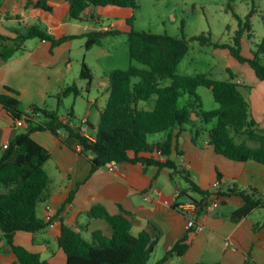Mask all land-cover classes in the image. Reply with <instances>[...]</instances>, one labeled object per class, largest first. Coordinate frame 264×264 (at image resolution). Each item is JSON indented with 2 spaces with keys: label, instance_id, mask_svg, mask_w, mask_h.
I'll list each match as a JSON object with an SVG mask.
<instances>
[{
  "label": "crops",
  "instance_id": "crops-1",
  "mask_svg": "<svg viewBox=\"0 0 264 264\" xmlns=\"http://www.w3.org/2000/svg\"><path fill=\"white\" fill-rule=\"evenodd\" d=\"M29 1L39 0H0V48L3 43L14 44L19 34L34 24L46 29L54 38L64 35L79 37L56 47H52L50 39L35 37L26 40L10 58L0 56V93H7V87L19 91L23 111L38 105L57 110L68 122L78 125L86 117L90 134L94 137L109 97L107 74L119 68L112 65L119 42L126 43L129 48L128 33L132 28L144 30L135 26V9L107 6L100 9L97 19L83 20L70 16L69 0H44L52 10L29 6ZM132 16L135 18L133 26L128 21ZM173 18L176 20L177 16ZM93 30H116L119 33L106 35L87 49L85 34ZM227 57L232 66L240 69L230 56ZM84 62L91 70L100 71L98 77L92 71L90 86L88 80L81 77ZM243 69L242 76H239L227 67L230 77L234 76V80L242 84L241 90L251 104L252 115L264 128V80H260L255 72ZM74 83L80 93L61 99L62 91ZM155 99L153 97L140 105L152 108ZM62 106L64 113L61 112ZM219 107L218 103L212 109ZM27 128L16 126L12 114L0 104V157L4 151L3 144L11 142L19 131ZM207 129L197 141L191 130L180 132L175 129L174 133L178 136L170 155L178 169L185 170L188 177L203 190L212 191L213 182L221 179L220 204L200 214L202 226L199 229L188 227L187 217L178 203L190 198L201 199L202 195L191 189L189 181L181 175H172V169L132 162H114L116 166L113 170L109 166L93 169L91 154L79 152L50 130L33 132L32 136L51 152L44 164L50 176L49 195L38 205V216L50 223L35 233L18 231L15 242L55 264H66V253L58 243L63 224L79 230L90 240L93 231L99 229L112 235V225L106 219L88 215L94 205L101 204L113 215L128 212L134 234L149 230L154 237L159 236L152 254L156 262L176 243L185 240L187 249L181 254L171 255L165 264H264V207L241 215L239 209L245 204V199L239 193H230L232 188H256L264 195V164L252 159L237 161L217 153L210 143ZM62 133L72 143L75 141ZM167 136L168 132L156 133L149 140L161 142ZM248 145L258 146L254 141H248ZM144 154L158 158L156 152ZM177 189L191 190H188L189 196L175 198ZM49 208L53 210L51 220ZM4 246L5 240L0 231V250L3 251L0 256L5 261L9 256L8 261L19 264L14 254L5 253Z\"/></svg>",
  "mask_w": 264,
  "mask_h": 264
},
{
  "label": "trees",
  "instance_id": "trees-1",
  "mask_svg": "<svg viewBox=\"0 0 264 264\" xmlns=\"http://www.w3.org/2000/svg\"><path fill=\"white\" fill-rule=\"evenodd\" d=\"M69 4L70 16L83 20L97 19L100 9L107 6L139 7L137 0H69ZM28 5L52 10L44 0L29 1ZM252 11H255V5ZM134 19V16L128 19L132 26ZM247 20L245 24L240 23V29L236 31L231 44L214 41L210 33L188 37L186 34L178 36L132 28L128 33L132 64L127 69L117 68L107 74L109 97L101 112V123L94 138L86 136L80 124L68 122L59 111L31 106L41 112V119L38 122L28 118V128L16 134L0 157V231L5 240V253L14 254L19 264H55L42 258L40 253L15 242L18 231L35 233L50 223L38 216V205L49 195L50 176L44 164L51 152L32 136L35 131L50 130L73 146L81 143L83 152L93 155V169L114 162L168 167L172 169V175H181L189 181L191 189L201 193V199H190L200 202L202 209L208 206L214 191L203 190L188 177L185 170H179L170 158L178 136V133H174L175 129L180 132L191 130L197 141L207 127L210 143L217 153L237 161L252 159L264 164V128L252 115L251 104L241 90L242 84L235 81L234 76L230 79H215L207 73L190 75L178 72L180 63L190 51L191 42L198 41L203 45L228 48L232 56L240 62L249 63L256 76L264 80V37L253 49L252 57L242 54V37L245 31H251L249 17ZM115 33L119 32L90 31L85 34V47L91 49L103 37ZM35 37L50 39L52 47H56L79 36L54 38L46 29L34 24L20 33L14 44L3 43L0 56L10 58L26 40ZM134 62L144 67H138ZM81 77L88 80L90 86L93 72L85 62L82 64ZM165 80H169V83ZM199 86L212 90L215 100L220 104L219 108L204 109L202 97L197 92ZM6 89L7 93H0V104L12 114L15 121L25 117L19 91L11 87ZM79 93L80 89L74 83L66 87L60 97L62 99ZM153 97L156 99L152 108L140 105ZM182 97H186V100L180 105ZM62 131L75 141L72 143L65 138ZM161 132H168L164 141L154 143L149 140L151 135ZM248 141H254L258 146H249ZM158 151L162 152L163 159L144 154ZM191 189L181 190V196H189L188 190ZM231 192L239 193L245 199V204L239 209L241 215L264 207V195L256 188H232ZM88 215L106 219L112 225L113 233L108 235L100 229L95 230L90 240L79 230L63 224L58 243L66 253V264H148L159 242L158 235L154 237L149 230L134 234L132 221L126 211L113 215L105 206L97 204L89 210ZM186 249L185 240H181L155 264H165L171 255L181 254Z\"/></svg>",
  "mask_w": 264,
  "mask_h": 264
},
{
  "label": "rangeland",
  "instance_id": "rangeland-1",
  "mask_svg": "<svg viewBox=\"0 0 264 264\" xmlns=\"http://www.w3.org/2000/svg\"><path fill=\"white\" fill-rule=\"evenodd\" d=\"M138 4L139 7L135 9L137 17L135 26L139 29L157 33L167 32L178 36L186 34L188 37L210 33L214 41L231 44L236 31L240 29V23L245 24L249 17L251 31H245L242 37V54L246 57H252L253 49L264 37V0H138ZM253 5H255L254 12L252 11ZM175 15L177 16L176 20L173 18ZM227 56H230L240 69L236 65L232 66ZM131 64L129 48L126 43L120 44L119 42L116 58L112 65L127 69ZM134 64L144 67L139 62H134ZM228 66L239 76H242L243 68L254 72L249 63L240 62L231 55L228 48L203 45L198 41H192L190 51L180 63L178 72L190 75L207 73L215 79H230ZM93 72L96 73V77L100 75L99 70ZM246 81H248L247 78ZM165 82L169 83V80H165ZM197 92L202 97L204 109L208 110L217 106L218 103L210 88L199 86ZM185 100L186 97H182L180 105H183ZM64 111L65 108L62 106L61 112L64 113ZM252 143L250 142V144ZM0 253L2 254L3 251L0 250ZM6 258L10 260L9 256ZM0 260L5 261L1 256ZM8 260L4 263L13 264ZM155 263V258L152 255L148 264Z\"/></svg>",
  "mask_w": 264,
  "mask_h": 264
},
{
  "label": "built area",
  "instance_id": "built-area-1",
  "mask_svg": "<svg viewBox=\"0 0 264 264\" xmlns=\"http://www.w3.org/2000/svg\"><path fill=\"white\" fill-rule=\"evenodd\" d=\"M25 117H22L18 120H16V126L18 127H24V126H28L29 125V121L28 118H30L33 121H38L41 119V112L34 109L33 107H29L26 111H25ZM81 127L83 130V133L90 137V138H94L91 134H90V129L88 126V119L86 117L81 119ZM9 143L6 142L3 144L4 149L8 148ZM74 147L76 148V150H78L79 152H83V145L81 143H76L74 145ZM157 156L160 158H164L163 154L161 151H158ZM109 168L111 170H113L116 166L115 163L108 165ZM212 188L214 191V195L212 196V198L210 199V202L208 204V206L205 209H202V205L200 202L196 201V200H187L185 202H181L178 203V207L182 210V212L186 215L187 217V225L189 228L191 229H199L202 226V221L200 220L199 216L202 213L208 212L211 209H215L219 206L220 204V199H219V192H220V188H221V179H216L213 184H212ZM182 191L181 189H177L174 197L175 198H179L181 197ZM49 218L50 220L53 218V210L52 208H49Z\"/></svg>",
  "mask_w": 264,
  "mask_h": 264
},
{
  "label": "water",
  "instance_id": "water-1",
  "mask_svg": "<svg viewBox=\"0 0 264 264\" xmlns=\"http://www.w3.org/2000/svg\"><path fill=\"white\" fill-rule=\"evenodd\" d=\"M78 130H80V128H78ZM92 157H93V155H92ZM116 163V162H115Z\"/></svg>",
  "mask_w": 264,
  "mask_h": 264
}]
</instances>
